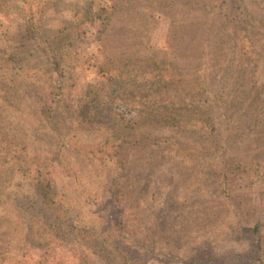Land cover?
Masks as SVG:
<instances>
[{
    "label": "rangeland",
    "instance_id": "1",
    "mask_svg": "<svg viewBox=\"0 0 264 264\" xmlns=\"http://www.w3.org/2000/svg\"><path fill=\"white\" fill-rule=\"evenodd\" d=\"M89 1L49 0L40 9L35 5V26L42 41H32L26 30L24 7L33 1L0 0V133L39 132L36 143L52 156L58 151L62 132H67L62 131L61 124L77 120L70 113L78 116L83 112L89 118L84 127L77 126L69 133L70 139L60 141V162L55 161L51 169L28 172L34 176L39 172L52 175L55 188L50 198L62 212L83 218L81 226L95 224V229L111 230L112 214L106 200L116 198L147 264H264V165H256L264 164L263 97L256 115L250 114L251 108L240 105L232 106L227 118L218 114L214 132H196L192 110L183 117L186 128L178 132L150 123V119L142 122L130 96L133 90L137 92L136 83L123 97L122 90L110 94L107 101L112 104L108 109L96 102V96L110 92L109 69L126 81L135 74L129 71L144 65L147 52L153 50L171 53L182 65V56H190L188 80L194 81L195 73H200L207 82L209 98L214 99L221 74L207 66L210 51L208 47L203 49L207 44L201 26L210 0L174 1L172 7L186 2L194 7L185 18L175 17L178 24L182 23L175 37L170 36L174 31L170 22L173 12L168 17L152 6L142 5V0L137 4L123 2L125 8L111 15L104 27L100 21L82 17V30L74 32L71 16ZM93 5L95 9L105 7L102 0ZM245 5L247 14L264 25V10L253 0H245ZM206 20L211 25L215 22L213 18ZM173 38V49H164L167 42L175 41ZM46 40L63 46L68 53L62 68L49 72L43 51ZM22 51L19 55L31 63L25 66L26 60H22L14 66L12 58ZM255 63L248 62V81L256 82L261 90L264 54ZM52 85L62 87L57 97L62 100L55 111L47 96ZM97 108L101 113L93 119ZM45 109L46 115L59 116L52 130ZM214 111L219 113L216 108ZM103 150L111 151L114 158L102 159ZM234 166L248 176L232 180L223 189L216 177L223 167ZM1 174L5 172L0 165ZM28 184V179L18 177L6 190L16 186L29 190ZM16 213L12 215L6 205H0L2 221H13ZM11 234L17 237L10 246L13 248L20 242L19 232ZM61 239L64 242L32 249L24 258L21 253L12 256L16 252L0 238V264H72L69 249L75 241L68 236Z\"/></svg>",
    "mask_w": 264,
    "mask_h": 264
},
{
    "label": "trees",
    "instance_id": "2",
    "mask_svg": "<svg viewBox=\"0 0 264 264\" xmlns=\"http://www.w3.org/2000/svg\"><path fill=\"white\" fill-rule=\"evenodd\" d=\"M30 1L33 2L24 7L26 10V30L29 32L32 41H42L41 32L35 26L37 21L35 13L37 11L34 6L36 5V8L40 9L49 0ZM95 1L90 0L83 7H78L80 12L76 11V14L71 16L73 24L76 26L74 32L82 30L80 29L82 17L87 20L100 21V25L104 27L111 15H115L120 9L125 8L122 5L123 2L138 3V0H102L105 7L95 9L93 5ZM97 1L99 2V0ZM142 1H144L141 2L142 5L152 6L155 11H162L168 17L171 16L169 12H173V17L170 18L172 28H174V31H170L172 37H175L177 30L182 27V23L178 24L175 17L178 19L185 18L194 9L193 5L188 4V2L172 7L171 5L175 0H170L171 4H169V0ZM253 1L260 9L264 10V0ZM108 8L114 10V13L110 12ZM205 8L208 9L206 10L207 13L205 12L206 19H215L213 25L209 24L206 19L201 25L204 30L202 37H206L205 43L207 44L203 46V49L208 47L210 51L209 62L206 63L209 69L215 71V74L217 72L221 74L220 86L217 87L214 99L209 98L207 82L200 73H195L194 81L188 80L190 75H188L187 66L190 56H182L184 60L182 65L181 62L176 63L171 53L167 55V51L153 50L147 52L148 56L144 65L138 64L136 70L129 71L135 72V74L125 78L126 81L124 78L120 80L114 76L113 68L109 69L108 82L111 85L108 87L110 92L96 96V102L108 109L112 104L107 101L110 94L122 90L120 96L123 97L127 90H133V85L136 83L137 92L133 90L130 96L134 97L133 104L138 109L139 119H142V122L150 119V123H160V125L177 132L186 128L183 124V119H185L183 117L190 110H192L190 113L196 115V132L216 131L218 114L227 118L226 114L232 106L240 105L242 108H251L250 114L256 115L257 108L262 104L260 98L263 97L264 99V87L260 90L256 86V82L250 84L247 68L249 60L257 62L254 64L256 66L259 62V56L264 54L263 22L247 14L245 0H210L209 5ZM79 13H83L82 16ZM175 23L178 26H173ZM173 39L175 40V38ZM259 42L262 45L259 46ZM175 43L176 40L172 43L167 42L164 49L168 47L172 50ZM44 45L45 64L49 67V72L53 69L62 68L65 64V56L68 54L65 53L64 47L47 40L44 41ZM24 52L12 56L13 58L9 57L12 58L14 66L19 65L22 60H26L25 66L31 63L30 59L25 58L26 56L19 55ZM246 55L250 56L247 57ZM138 70H143V72L139 74L137 73ZM190 84L193 85L192 88L189 87ZM61 88L52 85L48 90V100L54 111L62 100L57 98L58 95H61L59 92ZM245 103L246 105L243 106ZM215 108L219 113L216 114ZM50 110L52 113V109ZM47 111L45 109L43 112L45 117L50 120L49 128L52 130L53 121L58 114L55 116L46 115ZM79 113H77L78 116L70 113L71 117L77 119L76 121L70 119L71 122L67 121L61 124L62 131L67 132H62L59 145L57 144L58 151L53 153V157L50 155L52 153L44 152L42 146L36 143V137L41 135L39 132L28 134L0 133V165L5 172V175H0V178L4 176L0 182V205L4 208L6 205L11 210L12 215L17 212L13 221H2L0 218V238H4L3 244L10 247L17 239L11 232L15 233L18 230L20 242L13 248L10 247L11 251L16 252L15 254L12 253L14 257L21 253L22 257L26 258L31 254L32 249H40L48 243L64 242L61 238L68 236L75 241V246L69 249L72 264H147L145 256L138 251L136 240L131 237L127 221L122 213V208H120V202L116 198L111 196L109 200H106L112 214L111 230L95 229L93 227L96 226L95 224L81 226L83 218L73 217L69 215V212H62L59 204L50 198L55 188L52 175L49 172L44 174L39 172L38 176L28 173L29 171H38L40 168L49 167L51 169L55 161L60 162V157H62V154H59L62 150L60 141L70 139L69 133H73L71 132L72 129L80 125L84 127L85 119H89L87 114ZM100 113L101 110L97 108L93 119ZM223 113L224 115H222ZM109 118H111V112ZM68 124L71 125V128L66 126ZM100 153L102 159L114 158L109 150H103ZM256 165L263 166L264 164ZM235 168L240 170L239 167L234 166L231 169L223 167L219 171L216 180L220 187L226 189L232 180L248 176L244 172L236 171ZM18 177L28 179L30 189L23 191L21 187L16 186L13 188L15 190L11 188L7 191V185L11 180L14 181ZM32 208L36 209L33 211ZM3 232L5 235H1ZM257 242L261 248L260 240Z\"/></svg>",
    "mask_w": 264,
    "mask_h": 264
}]
</instances>
